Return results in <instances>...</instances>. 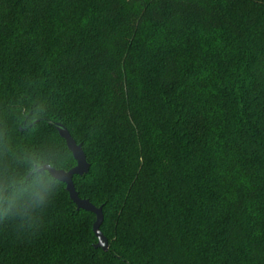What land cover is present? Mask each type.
Listing matches in <instances>:
<instances>
[{
	"label": "trees",
	"instance_id": "obj_1",
	"mask_svg": "<svg viewBox=\"0 0 264 264\" xmlns=\"http://www.w3.org/2000/svg\"><path fill=\"white\" fill-rule=\"evenodd\" d=\"M0 121L81 144L108 241L64 184L0 264H264V0H0Z\"/></svg>",
	"mask_w": 264,
	"mask_h": 264
},
{
	"label": "clouds",
	"instance_id": "obj_2",
	"mask_svg": "<svg viewBox=\"0 0 264 264\" xmlns=\"http://www.w3.org/2000/svg\"><path fill=\"white\" fill-rule=\"evenodd\" d=\"M39 111L37 106L33 119ZM64 166L59 148L17 143L7 122L0 121V223L20 220L42 229L38 211L48 208L66 183L60 174Z\"/></svg>",
	"mask_w": 264,
	"mask_h": 264
},
{
	"label": "water",
	"instance_id": "obj_3",
	"mask_svg": "<svg viewBox=\"0 0 264 264\" xmlns=\"http://www.w3.org/2000/svg\"><path fill=\"white\" fill-rule=\"evenodd\" d=\"M58 135L65 141L67 149L70 151L75 165L68 170L61 169V175L66 181L65 190L68 193L69 199L75 204L77 210H84L94 214V221L92 223V232L97 239L95 247L102 251L108 250L107 238L103 235L100 230V225L103 221V213L101 206H95L88 199L80 198L75 190L73 183V176H82L89 170V163L86 160L84 151L82 150L81 144H77L72 138L68 130L60 123L55 124Z\"/></svg>",
	"mask_w": 264,
	"mask_h": 264
}]
</instances>
